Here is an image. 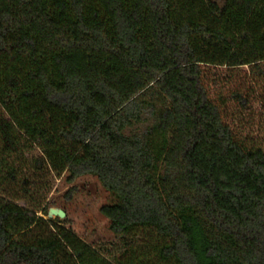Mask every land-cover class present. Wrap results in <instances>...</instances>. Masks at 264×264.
<instances>
[{
	"label": "trees",
	"instance_id": "1",
	"mask_svg": "<svg viewBox=\"0 0 264 264\" xmlns=\"http://www.w3.org/2000/svg\"><path fill=\"white\" fill-rule=\"evenodd\" d=\"M240 66L264 84V0H0V264H264ZM48 173L98 179L114 241L44 217Z\"/></svg>",
	"mask_w": 264,
	"mask_h": 264
},
{
	"label": "rangeland",
	"instance_id": "2",
	"mask_svg": "<svg viewBox=\"0 0 264 264\" xmlns=\"http://www.w3.org/2000/svg\"><path fill=\"white\" fill-rule=\"evenodd\" d=\"M215 1L221 3L223 0ZM218 72L221 74V78L228 75V71L223 68H219ZM231 73L234 76L228 83L229 87L240 86L245 90L254 88L256 96L264 93V84H255L257 80L252 76L248 66L231 69ZM209 77V82L212 84V95L214 96L220 90L212 83L214 77L211 75ZM229 87L222 89L225 95H227ZM255 100L251 101L248 109L241 112L239 109H235V103L229 102L228 114L233 116L235 123L239 120V115L242 116L249 124L248 129H252L257 134H264V107ZM226 120L230 121L231 119L227 118ZM40 155L38 151L25 154L30 162ZM66 176V173L60 176L55 173L45 174L44 188L34 194L39 200L38 203H41V206H48V208L54 207L63 210L65 212L64 217L60 218L56 215L51 219L69 228L87 243L96 246L100 243L114 241V234L109 229V221L100 212V207L110 203L113 200V195L102 187L94 175L79 176L71 183L67 181ZM17 202L23 206L29 205L26 200ZM38 215H42L41 212H38ZM44 217L48 218L47 216Z\"/></svg>",
	"mask_w": 264,
	"mask_h": 264
},
{
	"label": "water",
	"instance_id": "3",
	"mask_svg": "<svg viewBox=\"0 0 264 264\" xmlns=\"http://www.w3.org/2000/svg\"><path fill=\"white\" fill-rule=\"evenodd\" d=\"M56 215L61 218V217H64L65 212L61 209H56L54 207H50L47 209V217L48 218H52L53 216H56Z\"/></svg>",
	"mask_w": 264,
	"mask_h": 264
}]
</instances>
